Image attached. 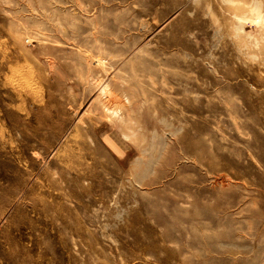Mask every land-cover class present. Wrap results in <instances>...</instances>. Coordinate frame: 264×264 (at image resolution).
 <instances>
[{
	"label": "rangeland",
	"instance_id": "1",
	"mask_svg": "<svg viewBox=\"0 0 264 264\" xmlns=\"http://www.w3.org/2000/svg\"><path fill=\"white\" fill-rule=\"evenodd\" d=\"M0 264H264V0H0Z\"/></svg>",
	"mask_w": 264,
	"mask_h": 264
},
{
	"label": "bare ground",
	"instance_id": "2",
	"mask_svg": "<svg viewBox=\"0 0 264 264\" xmlns=\"http://www.w3.org/2000/svg\"><path fill=\"white\" fill-rule=\"evenodd\" d=\"M255 10V9H254ZM258 10V9H257ZM256 11V10H255ZM259 13V12H258ZM104 90V89H103Z\"/></svg>",
	"mask_w": 264,
	"mask_h": 264
}]
</instances>
